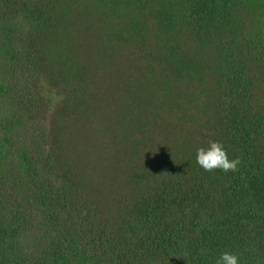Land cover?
<instances>
[{
    "label": "trees",
    "instance_id": "1",
    "mask_svg": "<svg viewBox=\"0 0 264 264\" xmlns=\"http://www.w3.org/2000/svg\"><path fill=\"white\" fill-rule=\"evenodd\" d=\"M0 62V264H264V0H0Z\"/></svg>",
    "mask_w": 264,
    "mask_h": 264
},
{
    "label": "clouds",
    "instance_id": "2",
    "mask_svg": "<svg viewBox=\"0 0 264 264\" xmlns=\"http://www.w3.org/2000/svg\"><path fill=\"white\" fill-rule=\"evenodd\" d=\"M195 161L205 171L219 169L227 172L236 169L239 158L234 157L230 159L221 141L209 139L207 144L197 146L195 150ZM215 264H242V261L237 253L223 251L216 258Z\"/></svg>",
    "mask_w": 264,
    "mask_h": 264
},
{
    "label": "rangeland",
    "instance_id": "3",
    "mask_svg": "<svg viewBox=\"0 0 264 264\" xmlns=\"http://www.w3.org/2000/svg\"><path fill=\"white\" fill-rule=\"evenodd\" d=\"M13 24V22H12ZM20 29V24L18 23V25L15 24V29ZM22 33V32H21ZM1 63V62H0ZM7 70V68H6ZM4 75V74H3ZM4 81V78L2 79ZM57 90L54 89L53 87H51L50 85L46 84L45 88L43 89V93L47 94V96L49 95L52 99H53V103L52 104H46V108L45 110H42L41 108H39L40 104H38V106L36 107V109L34 110V112H36V114L38 116H40V120L38 121V123L43 124L45 126L44 129H46L47 131H49V127L52 121V114H53V110H54V99L57 98ZM57 105V104H56ZM10 108L9 104H4V106L1 109V112H3V115L6 111H8ZM44 115L47 119L46 120H41V116ZM37 123V122H36ZM21 139V137H19V140Z\"/></svg>",
    "mask_w": 264,
    "mask_h": 264
}]
</instances>
